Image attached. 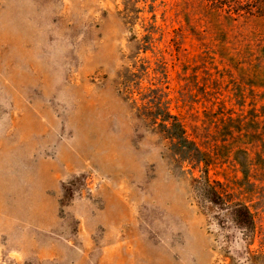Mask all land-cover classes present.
Segmentation results:
<instances>
[{"label": "rangeland", "instance_id": "obj_1", "mask_svg": "<svg viewBox=\"0 0 264 264\" xmlns=\"http://www.w3.org/2000/svg\"><path fill=\"white\" fill-rule=\"evenodd\" d=\"M0 264H264V16L0 0Z\"/></svg>", "mask_w": 264, "mask_h": 264}, {"label": "trees", "instance_id": "obj_2", "mask_svg": "<svg viewBox=\"0 0 264 264\" xmlns=\"http://www.w3.org/2000/svg\"><path fill=\"white\" fill-rule=\"evenodd\" d=\"M208 2L230 15L257 14L264 16V0H208ZM165 121H167L166 118ZM173 137H178V139L183 140L179 134L176 136L173 135ZM196 190L203 201L210 202L211 204H216L221 201L219 196L216 195L215 190L208 185L203 187L197 185ZM226 211L236 228L245 231V236L249 237L254 230V223L249 209L242 204H235L228 207Z\"/></svg>", "mask_w": 264, "mask_h": 264}]
</instances>
